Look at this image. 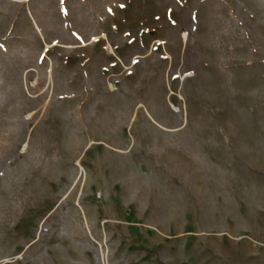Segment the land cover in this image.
Segmentation results:
<instances>
[{"label": "rangeland", "instance_id": "1", "mask_svg": "<svg viewBox=\"0 0 264 264\" xmlns=\"http://www.w3.org/2000/svg\"><path fill=\"white\" fill-rule=\"evenodd\" d=\"M0 264H264V0H0Z\"/></svg>", "mask_w": 264, "mask_h": 264}, {"label": "snow or ice", "instance_id": "2", "mask_svg": "<svg viewBox=\"0 0 264 264\" xmlns=\"http://www.w3.org/2000/svg\"><path fill=\"white\" fill-rule=\"evenodd\" d=\"M123 7V5H121Z\"/></svg>", "mask_w": 264, "mask_h": 264}]
</instances>
